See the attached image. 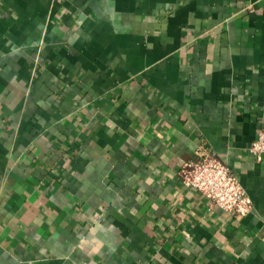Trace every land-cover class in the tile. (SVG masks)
<instances>
[{"label": "crops", "instance_id": "obj_1", "mask_svg": "<svg viewBox=\"0 0 264 264\" xmlns=\"http://www.w3.org/2000/svg\"><path fill=\"white\" fill-rule=\"evenodd\" d=\"M259 129L264 0H0V264H264Z\"/></svg>", "mask_w": 264, "mask_h": 264}, {"label": "built area", "instance_id": "obj_2", "mask_svg": "<svg viewBox=\"0 0 264 264\" xmlns=\"http://www.w3.org/2000/svg\"><path fill=\"white\" fill-rule=\"evenodd\" d=\"M249 150L257 160L264 157V129H259ZM182 182L196 188L212 204L245 216L252 210V201L237 175L225 162L203 148L179 170Z\"/></svg>", "mask_w": 264, "mask_h": 264}]
</instances>
